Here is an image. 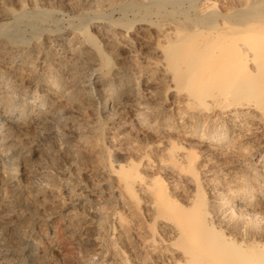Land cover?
I'll list each match as a JSON object with an SVG mask.
<instances>
[{
  "label": "bare ground",
  "instance_id": "6f19581e",
  "mask_svg": "<svg viewBox=\"0 0 264 264\" xmlns=\"http://www.w3.org/2000/svg\"><path fill=\"white\" fill-rule=\"evenodd\" d=\"M224 3L0 0V264H264V0Z\"/></svg>",
  "mask_w": 264,
  "mask_h": 264
},
{
  "label": "rangeland",
  "instance_id": "374dc122",
  "mask_svg": "<svg viewBox=\"0 0 264 264\" xmlns=\"http://www.w3.org/2000/svg\"><path fill=\"white\" fill-rule=\"evenodd\" d=\"M224 2H225V0H219V5H220V8L222 10L225 9V5H226ZM59 221H60L59 218L56 217V218H54L52 220V222L48 223V225L53 227V229H54L53 230L54 231V233H53L54 234V240H55V242L57 243V246H58V250L56 252H54V254L56 255V257L58 259H62V260L63 259H66V260L68 259L69 260L70 257L72 258L75 255L74 247H73L72 244H70L69 240H66V238L63 236L62 231H61V224H60ZM29 223H30L29 221L26 222V224H29ZM42 223L39 222L38 226H36L37 227V232L40 233L41 235L45 234L47 232L45 224L44 223L42 224ZM3 227L0 228V233L3 232V230L4 231L10 230L6 226L4 228ZM6 228H8V229H6ZM47 247H48L47 243L43 240V248L46 249Z\"/></svg>",
  "mask_w": 264,
  "mask_h": 264
}]
</instances>
